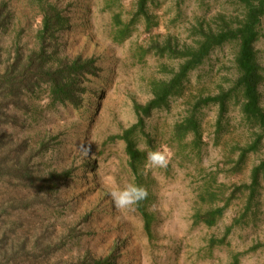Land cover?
<instances>
[{
  "label": "rangeland",
  "instance_id": "374dc122",
  "mask_svg": "<svg viewBox=\"0 0 264 264\" xmlns=\"http://www.w3.org/2000/svg\"><path fill=\"white\" fill-rule=\"evenodd\" d=\"M137 1L0 0V67L9 52L40 49L41 9L48 5L67 21L54 40L46 39L57 56L93 60V70L77 84L82 114L72 104L51 106L40 99V84L39 97L23 98L18 124L2 125L37 155L32 181L0 179V264H264V182L247 213V193L236 190L249 182L264 150L250 154L240 173L232 171L234 147L248 142L237 107L218 139L214 106L196 112L198 147L191 135L182 141L172 136L198 97L232 86L238 75L235 44L216 48L189 74L182 93L154 109L133 135L139 149L147 146L137 175L118 137L136 123L135 104L151 99L150 83L171 78L181 62L160 54L157 44L192 45L195 27L215 28L218 14L240 11L226 0H151L144 18L135 15ZM255 49L264 68V16ZM260 92L264 107V81ZM41 141L47 147L40 149ZM156 150L170 155L169 166L145 173L147 152ZM50 173L59 176L49 180ZM130 183L148 190L150 234L136 206L117 208L109 195ZM218 206L224 211L214 225L194 222L196 212ZM222 238V244L210 243Z\"/></svg>",
  "mask_w": 264,
  "mask_h": 264
},
{
  "label": "trees",
  "instance_id": "16d2710c",
  "mask_svg": "<svg viewBox=\"0 0 264 264\" xmlns=\"http://www.w3.org/2000/svg\"><path fill=\"white\" fill-rule=\"evenodd\" d=\"M117 1V0H111ZM151 0H138L136 17L147 18L146 7ZM235 4L240 11L237 16L218 14L214 21L217 26L212 28L209 23L205 28L202 25L194 28L195 38L192 45H185L181 49L171 43L155 47L160 54L168 52L173 58L181 62L171 78L167 80H153L151 85L152 97L145 104H135L134 110L137 121L118 137L125 143V151L128 156V165L137 175L139 166L146 159V152L140 151L136 146L133 135L141 132L145 125V119L151 115L154 109L167 104L169 97L182 93L184 82L189 74L204 63L210 54L226 44H235L237 54L235 67L237 78L232 86L221 89L218 93L200 96L193 104L190 113L181 121L176 122L172 129V136L182 141L188 136L193 137V144L199 146L202 140L200 122L196 112L204 107L214 106L217 109L215 120L216 138L229 125V113L231 108L237 107L240 124L248 133V142L245 145H236V159L232 171L240 173L246 166L248 156L260 150H264V107L261 104L260 85L264 81V68L259 64L255 44L259 39L261 20L264 16V0H226ZM42 29L40 31V49L23 55L17 51L12 56L9 52L0 67V179L13 178L20 182L33 180L32 160L37 152H32L26 140H14L15 136L2 130V125L10 121L15 125L19 122L16 111L26 109L23 98L26 94L34 96L35 88L43 85L40 91V99L54 104H72L76 111L82 114L83 106L78 98L79 79L85 77L93 70V60L81 57L62 58L57 56V49L52 48L49 42L54 40L57 29H63L66 18L53 5L41 9ZM0 13V27L3 21ZM122 38L124 30L119 29ZM46 45V47H44ZM47 47L51 50L47 52ZM37 96V95H36ZM39 97V96H37ZM37 108V107H36ZM37 110L35 111V113ZM79 113V114H80ZM228 131V130H224ZM40 149L47 147L44 141L40 143ZM38 151V150H37ZM49 180L59 176L50 173ZM48 180V181H49ZM264 182V157L254 165L249 174V182L241 184L236 190L247 193L245 202L246 213L254 206ZM144 223V230L150 234L152 215L146 210L144 201L136 206ZM224 206L214 207L205 212H196L194 222L212 226L222 216ZM221 240H211V244H222ZM6 254L3 251V255ZM99 260H93L92 264H102ZM106 264V263H104ZM234 264V263H232Z\"/></svg>",
  "mask_w": 264,
  "mask_h": 264
},
{
  "label": "clouds",
  "instance_id": "9594fccd",
  "mask_svg": "<svg viewBox=\"0 0 264 264\" xmlns=\"http://www.w3.org/2000/svg\"><path fill=\"white\" fill-rule=\"evenodd\" d=\"M147 146L145 145V148ZM145 148L139 149L144 151ZM170 163V155L162 151H148L145 164V173L153 169H167ZM109 195L112 197L114 204L120 209H130L148 198V190L140 185L127 184L123 188L110 190Z\"/></svg>",
  "mask_w": 264,
  "mask_h": 264
}]
</instances>
